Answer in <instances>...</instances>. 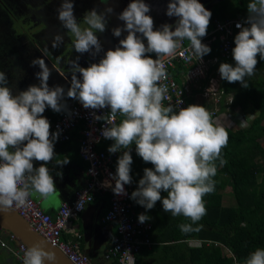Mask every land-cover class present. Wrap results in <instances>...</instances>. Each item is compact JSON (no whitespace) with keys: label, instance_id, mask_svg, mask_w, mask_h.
Segmentation results:
<instances>
[{"label":"clouds","instance_id":"obj_1","mask_svg":"<svg viewBox=\"0 0 264 264\" xmlns=\"http://www.w3.org/2000/svg\"><path fill=\"white\" fill-rule=\"evenodd\" d=\"M150 11L144 0H131L118 16L123 27L112 29L115 37L127 32L126 37L114 50H107L98 63L85 68L79 65V56L72 60L66 93L62 86L49 87L51 71L43 58L32 61L41 70L36 73L39 86L30 85L15 95L5 72L0 71V210L27 207L33 192L47 199L57 191L46 165L55 158L54 145L60 131H50V121L43 113L46 108L57 113L67 111V96L78 100L85 109H110L107 116L95 119L105 120L108 125L101 132L105 139L114 141L108 152L124 151L117 160L115 175L110 174L114 187L108 180L104 187L112 188L116 195H127L125 185L133 182L130 146L135 144L137 155L154 167L143 170L130 199L146 212L161 201L164 212L191 221L178 226L183 233L203 227L199 221L207 214L204 197L215 190L216 161L220 165L226 163L222 150L229 141L228 131L204 106L190 104L178 110L172 104L165 106L168 88L160 81L167 79L162 58L175 56L184 40L190 42L181 53L186 61L193 57L201 60L211 52L202 38L207 35L212 13L199 0H170L166 15L178 18L175 25L163 24L154 30ZM247 11L244 24H236L240 31L232 49L235 66L221 63L218 69L222 80L239 82L244 88L249 86L246 78L255 74L257 56L264 60V0H249ZM57 12L62 27L75 38V52L95 56L102 51L96 33L106 30L111 7L99 13L95 8L86 12L85 27L74 15L72 0H62ZM63 43L64 36L57 33L51 46L56 49ZM47 52L45 48L44 55ZM153 53L156 59L150 55ZM118 114L124 119L116 124ZM33 161L42 163L34 167ZM67 163L68 159L57 162ZM162 191L167 193L166 197L162 198ZM77 209L84 210L82 198ZM150 219L146 213L138 215L141 224ZM55 259L54 252L35 244L24 251L22 264H54ZM244 264H264V248H256Z\"/></svg>","mask_w":264,"mask_h":264},{"label":"trees","instance_id":"obj_2","mask_svg":"<svg viewBox=\"0 0 264 264\" xmlns=\"http://www.w3.org/2000/svg\"><path fill=\"white\" fill-rule=\"evenodd\" d=\"M244 1L214 2L208 9L212 16L207 31L214 26L216 19L247 15ZM17 39L18 37L15 36L13 40L3 43L15 48L12 41L15 42ZM27 43L31 44L29 41ZM218 54V42L215 41L211 46V52L207 55ZM150 55L156 59L154 53ZM257 60L255 74L246 78L248 88L242 87L239 82L229 83L220 77V109L226 108L227 104H224V100L229 96L232 99L229 104L231 109L238 108L242 112L255 111V115L246 127L232 129L224 126L229 135L228 144L222 150V157L226 163L220 165L219 160L216 161L215 190L205 195L207 214L199 221L203 227L199 231L183 233L178 226L189 224L191 221L183 216L173 217L171 213L164 212L161 201H157L154 208L147 212L145 208L132 201L136 210H142V213L151 217L150 237L154 242L151 247L141 249L137 254L136 264H244L251 252L256 248H264V76L260 75V71L264 69V60H260L259 55ZM221 63L235 66L232 55L228 60L220 59L218 66ZM181 70L180 65L175 69L177 74ZM191 102L192 99H188L187 104L190 105ZM212 117L214 119L215 116L212 115ZM121 119L124 117L121 116ZM79 137V132L74 131L71 139L73 141L77 139L78 143ZM113 143L114 141H111L108 144ZM105 146L106 144L100 145L101 148ZM118 158L113 163L115 170ZM132 158L130 174L133 178L131 185L134 191L144 175L143 170L154 166L151 163H145L139 156H132ZM228 194L230 203L224 204L223 199ZM96 195L109 201L108 194ZM161 196L166 197L167 193L162 191ZM190 238L211 240L219 244L203 243L201 246H191L186 243ZM220 244L228 247L234 258L231 255H223Z\"/></svg>","mask_w":264,"mask_h":264},{"label":"built area","instance_id":"obj_3","mask_svg":"<svg viewBox=\"0 0 264 264\" xmlns=\"http://www.w3.org/2000/svg\"><path fill=\"white\" fill-rule=\"evenodd\" d=\"M247 16L248 14L244 17L214 20V26L202 38V43L211 48L212 44L217 41L219 47L218 55H205L201 60L193 57L192 61H186L181 53L184 48L190 46V42L184 40L182 48L177 50L175 56L162 58L167 70V79L160 81L161 84L166 85L168 88L163 101L165 106L172 104L177 110L179 107H187V97L190 96L192 86H195L199 91L208 92L211 87L216 85V76L219 73L216 65L220 59L231 58L233 41L240 31L236 24H244ZM184 55H187V53H184ZM178 65L182 67V70L178 73L181 75L180 78H177L178 74L175 71ZM211 70L216 72L215 76L210 74ZM202 80L206 81V84H200ZM218 89L219 86L216 87V90ZM228 98L226 107H230L229 104L232 100L231 97ZM180 100L183 101L182 104H180ZM64 102L67 104V111H62L59 117L54 118L48 115H45V117L50 121L51 132L60 131L57 141H68L74 131L79 132L77 152L86 163V183L75 190L71 201L62 203L58 210L52 214L41 209L39 200L33 196L34 192L29 197L27 207L17 208L13 206V208L28 222L35 232L40 234L50 245L59 249L72 263L91 264L88 255L79 248L78 241L82 237L81 233L71 230L73 234V240H71L63 238V231L67 229L73 220L78 219L81 211L77 209V204L81 198L85 207L89 202L93 201L96 194H108V207L101 215L100 221L104 224L113 223L115 225V233L104 256L110 259L112 264H136L137 254L141 249L143 247L149 248L154 244L150 237L152 223L150 221L143 224L138 222V215L142 213V210H136L133 207V200L130 199L133 192L131 184L125 185L127 195H116L112 188L103 186L104 181L108 180L114 187L115 181H112L110 176V174L115 175L116 173L113 163L124 151L122 149L114 154L108 152V148L111 146L108 143L112 140L105 139L101 135L102 129L108 125L105 120L98 121L95 119V116H107L110 109H85L78 100L68 97L65 98ZM237 112H239V109L233 108L231 113L228 114V119L236 124L238 122ZM210 113L216 115L215 111ZM122 120L118 114L114 122L119 124ZM249 122L250 120L237 125V128L246 127ZM101 144H106L105 148H101ZM130 152L132 156H138L135 151V144L130 146ZM0 232L5 234V238L0 237V245L8 249L22 263L27 246L18 241L16 235L7 233L1 226ZM15 241H18L17 245H14ZM187 242L191 245L192 243H196V245H201V243L206 245L211 243L219 244L205 239H189ZM220 245L222 251L227 250L229 256L231 255L234 258L228 247L223 244Z\"/></svg>","mask_w":264,"mask_h":264},{"label":"crops","instance_id":"obj_4","mask_svg":"<svg viewBox=\"0 0 264 264\" xmlns=\"http://www.w3.org/2000/svg\"><path fill=\"white\" fill-rule=\"evenodd\" d=\"M249 3V0H245ZM2 43V44H1ZM10 44L0 42V71H4L8 81L9 87L12 88L13 94H17L19 91L26 90L30 85L39 86V79L36 77V73L40 70L39 66L30 67L27 65L28 61L21 59L15 54V48L9 47ZM31 54V53H30ZM33 55V53L31 54ZM34 56V55H33ZM45 59L50 62L49 67L51 71L50 78L48 80L49 87L62 86L63 72L53 66L52 61L48 60L46 55ZM37 59L34 56V60ZM219 63V62H218ZM32 64V62H31ZM216 69H219L218 64ZM263 70V69H262ZM211 75H216L213 70L210 71ZM220 77V74L218 73ZM181 75L178 74L177 78ZM200 84H206V81L202 80ZM191 91L199 92L195 87H191ZM67 97V96H66ZM62 111L57 113L51 108H46L43 115H51L53 117H59ZM68 142L56 141L54 145L55 158L49 162L46 166L50 170L56 187V192L47 199L41 197L38 193H33V196L39 200L41 209L49 214L58 210L60 205L64 202H69L73 199L76 189L82 187L86 183L87 175L85 173L86 163L80 158L77 152V139ZM69 160V163L60 165L57 162ZM42 162L33 161L34 167H39ZM57 173H62L57 175ZM108 207V199H104L102 196L96 195L92 202H89L84 210L81 211L77 220H73L63 231L64 239L73 240V234L71 230L79 231L82 235L78 241L79 248L85 252L91 264H112L110 259L105 258L104 254L111 244L113 235L115 233V225L113 223H101L100 217ZM5 256V251L3 252Z\"/></svg>","mask_w":264,"mask_h":264},{"label":"rangeland","instance_id":"obj_5","mask_svg":"<svg viewBox=\"0 0 264 264\" xmlns=\"http://www.w3.org/2000/svg\"><path fill=\"white\" fill-rule=\"evenodd\" d=\"M163 1L164 0H162V2ZM210 1L211 0H206L207 3ZM72 2L74 4V15L77 21L80 22L81 27L85 26L83 24V15L86 13L85 11H89L95 8L99 12H102L106 7H111L113 9V12L107 16L108 23L106 30L103 33H96L99 41L101 42L102 51L95 56H92L90 53L80 54L75 51H70V49H74L73 45H71L72 36L67 29H64L62 27L61 22L58 20L57 9L60 7L62 0H49L47 3H45V6H40L29 13V18L25 21V23H22V26L20 24L19 28L17 26H15V28L14 26H12V28H14L15 34L18 36V39L15 42L12 41V43L16 46L15 49H17L15 51V54L18 55V57H20L21 59H25V62L28 61L27 65L32 67L31 62L34 60L35 56L36 58H43L48 66H50V62L47 61L44 56V49L47 48L48 51H50V54H46V56L49 58L48 60L52 61L53 66H56V68H58L59 70L67 68V65L70 66V62L72 60H75L77 56L80 57L78 61L79 65L86 68L92 63H98L100 59L105 55V53L103 52H107V50L109 49L114 50L119 45V41L126 37L127 32H122L120 37H115L112 34V29L115 27H123L124 22L119 20L118 16L128 6L131 0H72ZM145 3L149 4L148 2ZM244 6H248V3L245 1ZM150 14L151 11L148 13V15ZM153 20L154 28L156 27V25L160 28V24L162 23V21H158L156 19ZM18 32L20 34H18ZM57 33H60L64 36V43L63 45H61V47L54 49L51 45L52 40ZM1 35H3V33H1ZM28 41L31 44L27 43ZM144 41H146V39H144ZM34 44L37 46H35ZM67 46L69 50L65 49ZM30 53H33L34 56ZM62 72V85L66 93L68 88L70 87L71 81V77H67L66 74H71V69H68L66 71L64 69ZM77 75L79 76V74ZM260 75L264 76V69L260 71ZM216 79V85L211 87L210 91H191L190 96L187 97V101L188 99H192L191 104L204 106L209 110V112L215 111L216 115L214 117V120H216L223 126L237 129V125L251 120L253 117L252 115H255V111H247L244 113L239 110V112L236 113V116L238 118L237 124L230 121L228 119V114L231 113V108L226 107L223 110L220 109L219 99L221 97V94L219 93V89L216 90V87L219 86V76H216ZM228 97L229 96H227L224 100V104L228 103ZM226 196L223 199L224 204L230 203L229 194ZM190 239L196 240V238ZM186 243L188 245H191L188 242ZM202 244L203 243H201V245ZM201 245L192 243L191 246ZM222 252L225 256L229 255V252L227 250H223Z\"/></svg>","mask_w":264,"mask_h":264},{"label":"water","instance_id":"obj_6","mask_svg":"<svg viewBox=\"0 0 264 264\" xmlns=\"http://www.w3.org/2000/svg\"><path fill=\"white\" fill-rule=\"evenodd\" d=\"M144 2L149 3L148 5L153 8L157 16L159 17V19H162L166 16L167 5L170 1L164 0L163 1L164 3H163L162 0H151V1L146 0ZM175 19H177V17H175ZM158 29L160 28L156 25L154 30H158ZM173 30H174V27H173ZM145 44H147V41H145ZM103 53H106V52H103ZM64 69L66 71L70 69V66L67 65V68H64ZM69 75L71 74H66L67 77H71ZM0 226L7 233H13L14 235H16L18 238V241L24 243L25 246H27V248L35 244H39L41 247L44 248L45 251L54 252L56 256L54 264H74L59 249L50 245L40 234L35 232L30 227L28 222L22 216H20L13 207L6 211L0 210ZM18 241H15L14 245H17ZM6 255H9L12 258V262L10 264H22L16 259V257L12 255V253L8 249L5 250V256ZM45 264H50V262L45 261Z\"/></svg>","mask_w":264,"mask_h":264},{"label":"flooded vegetation","instance_id":"obj_7","mask_svg":"<svg viewBox=\"0 0 264 264\" xmlns=\"http://www.w3.org/2000/svg\"><path fill=\"white\" fill-rule=\"evenodd\" d=\"M48 1L49 0H0V41L6 42V41L13 40V38H15V36H17L14 32L15 26H17L18 28L20 25L22 26V23H25V21L29 18V16H28L29 13H31L34 9H36L40 6H45V3H47ZM144 1H146V0H144ZM165 1H170V0H165ZM216 1H218V0H211L210 2L207 3L206 0H199V2L202 3L206 9H209L212 6V4ZM150 9H151L150 16L153 19H156L158 21H162V23L160 25H163V24L175 25V23L178 19V18L175 19V17L170 18L167 15L164 18L159 19L156 12L153 10V8L151 6H150ZM85 12H88V11H85ZM97 12L99 13L98 10H97ZM30 18H31V16H30ZM113 23H115V22H113ZM12 26H14V28H12ZM1 33H3V35H1ZM18 34H20V33L18 32ZM70 35L72 36L71 33H70ZM74 39H75L74 36H72L71 37V40H72L71 45H73ZM35 46H37V45H35ZM68 46H70V45H68ZM68 46L65 48L66 50H69ZM70 51L73 52L75 50L70 49ZM47 53L50 54V51H48ZM4 236H5V234L3 232H0V237L4 238ZM5 250L6 249L0 245V264H10L12 262V258L9 255L4 256L3 252Z\"/></svg>","mask_w":264,"mask_h":264}]
</instances>
